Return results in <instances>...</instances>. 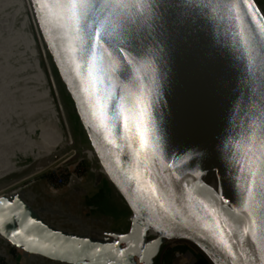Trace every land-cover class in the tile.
Listing matches in <instances>:
<instances>
[{
    "label": "water",
    "instance_id": "water-1",
    "mask_svg": "<svg viewBox=\"0 0 264 264\" xmlns=\"http://www.w3.org/2000/svg\"><path fill=\"white\" fill-rule=\"evenodd\" d=\"M28 1L37 32L107 177L101 173L127 206V225L124 229L109 225L100 229L80 227L82 213L74 215V208H67L74 204L65 196L50 198L52 206L46 201L36 205L23 197V190L16 189L9 196L0 195V239L19 249L25 264L42 260L152 264L159 249L170 240L192 242L210 264H264V14L258 2L197 0L208 7L207 23L177 41L170 77L161 82L163 136L157 140L159 133L147 132V145L142 148L136 130V98L143 92L145 100L153 99V82L159 71L146 36L142 39L137 30L133 42L121 35L131 29L122 26L109 34L107 25L94 23L93 28L101 29L103 39L95 49L85 45L87 51L82 55L75 29L70 40L67 30L58 27L64 22L57 19L60 9L51 2L41 5L37 0ZM92 3L100 4L101 0ZM108 16L109 12L98 8L92 20ZM88 35L95 43V31ZM92 54L99 69L96 75L101 77L98 87L113 88L117 97H125L124 114L114 107L118 99L109 102L105 110L110 129L107 133L100 126V108L88 77ZM77 64L83 83L77 75ZM124 68L126 75H121ZM85 86L90 88L91 98L85 94ZM114 111L115 121L111 119ZM151 118H155L154 111ZM148 120L146 114L145 123ZM199 123L207 126L233 170L239 189V213L177 153L189 131ZM70 191L78 201L79 187ZM57 206L74 213L70 217L73 228L55 217L53 209ZM149 230L155 235L147 236Z\"/></svg>",
    "mask_w": 264,
    "mask_h": 264
},
{
    "label": "rangeland",
    "instance_id": "rangeland-1",
    "mask_svg": "<svg viewBox=\"0 0 264 264\" xmlns=\"http://www.w3.org/2000/svg\"><path fill=\"white\" fill-rule=\"evenodd\" d=\"M256 1L264 14V0ZM28 2L0 0V84H3L0 90V170H7V178L18 176L5 192L14 188L23 190L25 199L32 202L41 199L51 206L50 198L59 199L63 195L69 203L74 204V215L82 213L78 219L80 227L100 229L109 225L124 229L127 225V206L103 177L95 155L90 152V143L69 93L34 29L36 25ZM6 19L11 25L10 35L2 31L7 26ZM37 72L40 74L36 75ZM35 93H41L42 96H36ZM41 100L46 103L45 108L38 106ZM32 117L31 125L27 127ZM43 118L54 119L57 125L58 139L55 136L53 143L44 141L46 129L40 128ZM32 140L48 150L44 155L45 163L35 171L29 169L42 160L36 148L30 147ZM71 177L76 180L68 184ZM41 186L53 192H46ZM72 187H79L81 191L78 201L72 193L71 196L67 194ZM53 212L66 226H75L71 219L73 214L59 207ZM5 245L8 259H4V264H25L19 249L11 247L10 250V246L7 243ZM185 248H189L195 257L203 256L192 242L176 240L162 245L152 264H169L174 253ZM39 264L52 263L42 260Z\"/></svg>",
    "mask_w": 264,
    "mask_h": 264
},
{
    "label": "snow or ice",
    "instance_id": "snow-or-ice-1",
    "mask_svg": "<svg viewBox=\"0 0 264 264\" xmlns=\"http://www.w3.org/2000/svg\"><path fill=\"white\" fill-rule=\"evenodd\" d=\"M51 2L55 7L60 9L61 15L57 19H63L62 24H58L61 29H66L68 38L73 39V28L81 44V54H86L85 45L95 49L101 43V29L93 28L94 23H99L101 26L107 25L109 34L122 26L130 31L122 32L127 40H133L136 31L142 35L141 38H147V41L152 45L151 54L156 58L159 71L157 78L153 82L155 84L154 97L151 101H147L143 97V92L136 98V103L139 106V120L136 124V130L139 134L140 145L146 147V133H159L156 137L160 140L163 136L164 117L161 114V101L163 99L162 81L166 77H170L169 66L172 63L173 53L177 47V41L182 36H190L198 30V26L207 23L206 13L208 7L203 6L197 0H101L100 4H93L92 0H37L38 4L44 5ZM250 7V5H249ZM98 8L109 12V16L101 21H93ZM49 14H52V9H49ZM136 20H133V17ZM91 21V22H90ZM95 31V43L92 42L88 35L90 31ZM82 34V35H81ZM134 42V40H133ZM75 51V49H70ZM80 64L76 65L77 75L81 77L83 83L84 77L81 75ZM99 69L96 68V56L91 55L88 62V77L92 82V88L95 89L96 102L100 108V126L105 132H110L108 126V117L106 116V108L109 102L117 101L114 107L119 109V114H124L125 97L114 93L113 88L98 87L101 84V77L96 75ZM126 68L121 71V75H126ZM84 92L91 98V91L88 86L84 87ZM152 111L155 112V118H151ZM95 114V113H94ZM148 114L149 120L145 123V115ZM117 113L114 111L112 120L115 121ZM151 125V128L148 125ZM124 128L128 130V117L124 116ZM113 141L109 140V143ZM162 146V145H161ZM188 158L198 157L199 152L193 150L185 154ZM199 175V173H197ZM218 175L223 179L222 173ZM223 198V193L221 194ZM228 203V201H225ZM247 232V229L245 230ZM15 235V233H13ZM134 264V261H133Z\"/></svg>",
    "mask_w": 264,
    "mask_h": 264
},
{
    "label": "bare ground",
    "instance_id": "bare-ground-1",
    "mask_svg": "<svg viewBox=\"0 0 264 264\" xmlns=\"http://www.w3.org/2000/svg\"><path fill=\"white\" fill-rule=\"evenodd\" d=\"M5 22H6L7 26H5L4 30L8 33V35H10V34H12L11 33V28H10L11 27L10 22H9L8 19H6ZM17 70H18V68H17ZM20 76H22V75H20ZM0 86H1L0 90H2L3 84L2 85L0 84ZM0 92L2 93V91H0ZM40 122H42V124L40 125V128L46 129V134L44 135V141L45 142L53 143V140H54L55 136L58 139V128H57V125L55 124V121L53 119L43 118ZM42 142H41V144H42ZM38 143H37L36 140H32L31 144H29V145H30L31 148L32 147L36 148V152L39 154V156L41 157L42 161L37 166L30 168L29 169L30 171L37 170L39 167H41L45 163L44 155L48 152V150H45L44 148H41V146H39ZM193 150L199 152L200 155L198 157L188 158L185 154L186 153H190ZM92 151L93 150H91L90 152H92ZM177 153L181 157L186 159V161L192 167L193 171L196 174L199 173V175L198 174L197 175L199 177H201V179L207 185L212 187L217 192V194L219 196H221V194L223 193V198L222 199L224 201H228V203H226V204L233 211H235L236 213L240 212L239 189H238L237 180H236V178H235V176L233 174V170H232L229 162L227 161L226 156L222 152H220V150L218 149L217 145L211 139L209 130L207 129V126L204 123H199V124L195 125L189 131L187 139L185 140V144L182 147L178 148V152ZM87 155L90 157L89 153H87ZM46 161H49V160H46ZM96 163L99 166V169H101L102 173L105 175L106 172H105V170H104L103 166L101 165V163H100L98 158H97V162ZM29 170H27L28 173L30 172ZM218 172L222 173L223 179L220 178V176L218 175ZM7 174H8L7 170H4V169L0 170V195H8V194H10V193H12L13 191L16 190L14 188L13 190H9L8 192H5V189L7 188V186L11 182L15 181L18 178V176L8 177L7 178L6 177ZM75 180L76 179L71 177V179L69 180L68 184H71ZM41 187L46 192H53L49 188H46L44 186H41ZM146 235L150 236V235H155V234L151 230H149L146 233ZM134 264H137V263H134Z\"/></svg>",
    "mask_w": 264,
    "mask_h": 264
},
{
    "label": "built area",
    "instance_id": "built-area-1",
    "mask_svg": "<svg viewBox=\"0 0 264 264\" xmlns=\"http://www.w3.org/2000/svg\"><path fill=\"white\" fill-rule=\"evenodd\" d=\"M176 240H170L168 242H174ZM195 260V256L192 254V251L189 248L176 251L174 257L171 259L169 264H192Z\"/></svg>",
    "mask_w": 264,
    "mask_h": 264
},
{
    "label": "crops",
    "instance_id": "crops-1",
    "mask_svg": "<svg viewBox=\"0 0 264 264\" xmlns=\"http://www.w3.org/2000/svg\"><path fill=\"white\" fill-rule=\"evenodd\" d=\"M26 3H27V0H26ZM29 3V2H28ZM33 18H31V20H32ZM32 23H33V26H34V22H33V20H32ZM0 25H1V22H0ZM34 29H36V26L34 27ZM2 31L4 32V33H7L5 30H3L2 29ZM36 31H37V29H36ZM38 33V32H37ZM38 74H40L39 72H37V74L36 75H38ZM35 95L36 96H42V94L41 93H39V94H37V93H35ZM35 96V97H36ZM45 102L43 101V100H41L40 102H39V104H38V106H40V105H42L44 108H45ZM34 116H36V114L34 115ZM33 116V117H34ZM33 117H32V119L30 120V123L28 124V126L27 127H29L30 126V124H31V122H32V120H33ZM35 118H37V117H35ZM54 120V119H53ZM76 192V191H75ZM68 195L70 194V196H71V191L69 192V193H67ZM73 195V194H72ZM67 200V199H66ZM74 208L73 206H68L67 208ZM58 224H61V225H63L62 223H60V221L58 222ZM80 228V227H79ZM5 241H3L2 239H0V256H2L3 257V260L5 259H8V254H7V252H6V250H5ZM35 263L36 264H39L38 263V261L36 262L35 261ZM52 263V262H51ZM52 264H64V263H52Z\"/></svg>",
    "mask_w": 264,
    "mask_h": 264
},
{
    "label": "trees",
    "instance_id": "trees-1",
    "mask_svg": "<svg viewBox=\"0 0 264 264\" xmlns=\"http://www.w3.org/2000/svg\"><path fill=\"white\" fill-rule=\"evenodd\" d=\"M6 243L7 242H5V244ZM5 246H7V245H5ZM10 250H11V247H10ZM0 264H4V260H3V257L2 256H0ZM192 264H210V262L204 256L197 255L195 257V260L192 262Z\"/></svg>",
    "mask_w": 264,
    "mask_h": 264
},
{
    "label": "flooded vegetation",
    "instance_id": "flooded-vegetation-1",
    "mask_svg": "<svg viewBox=\"0 0 264 264\" xmlns=\"http://www.w3.org/2000/svg\"><path fill=\"white\" fill-rule=\"evenodd\" d=\"M78 198H79V196H78ZM41 202H43V201L42 200H39V201L34 200L33 201V203L36 204V205L42 204ZM62 203H64V202H62Z\"/></svg>",
    "mask_w": 264,
    "mask_h": 264
}]
</instances>
